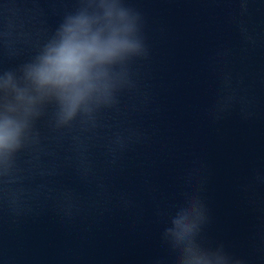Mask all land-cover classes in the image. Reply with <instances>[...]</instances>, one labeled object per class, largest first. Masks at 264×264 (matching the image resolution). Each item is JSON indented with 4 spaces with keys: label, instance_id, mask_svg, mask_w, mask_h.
I'll list each match as a JSON object with an SVG mask.
<instances>
[{
    "label": "water",
    "instance_id": "obj_1",
    "mask_svg": "<svg viewBox=\"0 0 264 264\" xmlns=\"http://www.w3.org/2000/svg\"><path fill=\"white\" fill-rule=\"evenodd\" d=\"M148 55L94 122L51 111L0 172V264H172L186 191L202 236L264 264V0H128ZM75 0H0V68L29 60Z\"/></svg>",
    "mask_w": 264,
    "mask_h": 264
},
{
    "label": "clouds",
    "instance_id": "obj_2",
    "mask_svg": "<svg viewBox=\"0 0 264 264\" xmlns=\"http://www.w3.org/2000/svg\"><path fill=\"white\" fill-rule=\"evenodd\" d=\"M147 55L143 16L128 0H75L29 60L0 68V172L10 169L49 111L55 127H71L117 104L118 94L133 86L130 65ZM208 219L199 193L186 191L161 232L172 264H245L222 243L204 242Z\"/></svg>",
    "mask_w": 264,
    "mask_h": 264
}]
</instances>
